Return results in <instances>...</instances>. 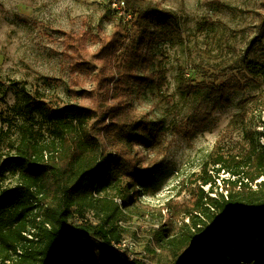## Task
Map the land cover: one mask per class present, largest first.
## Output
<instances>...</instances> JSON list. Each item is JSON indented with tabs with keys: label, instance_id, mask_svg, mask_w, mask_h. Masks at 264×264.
Listing matches in <instances>:
<instances>
[{
	"label": "rangeland",
	"instance_id": "rangeland-1",
	"mask_svg": "<svg viewBox=\"0 0 264 264\" xmlns=\"http://www.w3.org/2000/svg\"><path fill=\"white\" fill-rule=\"evenodd\" d=\"M114 1L0 0V162L14 152L21 123L35 125L45 137L49 134L42 115L35 121L23 119L20 95L25 90L44 92L54 107L76 104L94 109L95 135L111 137L112 128H128V115H148L160 128L163 147L133 145L144 166L154 172L123 207L125 231L113 246L126 261L178 264L176 249L167 242L179 233L186 207L201 183L196 174L214 152L239 154L251 138L264 142V76L252 79L246 71L250 60L264 54V0H154L173 10L175 19H155L145 52L151 60L136 66L139 75L151 79L124 89L131 104L127 116L112 112L116 76L119 66L134 60L130 49L139 34L133 29L115 62L105 63L108 56L101 54L104 43L98 39L124 21ZM181 71L182 82L198 91L181 92ZM229 80L248 88L229 92L225 100L201 90ZM118 147L117 139L107 141L108 150ZM210 172L217 176L215 168ZM227 176L222 172L219 177V191ZM17 182L12 174L0 178V192Z\"/></svg>",
	"mask_w": 264,
	"mask_h": 264
},
{
	"label": "trees",
	"instance_id": "trees-1",
	"mask_svg": "<svg viewBox=\"0 0 264 264\" xmlns=\"http://www.w3.org/2000/svg\"><path fill=\"white\" fill-rule=\"evenodd\" d=\"M124 1L132 18L116 24L108 37L98 39L104 43L101 54H107L105 63L110 65L133 29L139 34L132 43V55L128 54L134 60L118 67L115 116H127L131 105L124 89L151 79L139 75L136 66L151 60L145 52L154 35L155 19H175L173 10L154 0ZM246 71L252 79L264 76V54L250 60ZM179 76L181 92L198 91L182 82L185 71ZM247 88L239 80H229L201 90L225 100L229 92ZM20 99L23 119L35 121L37 114L42 115L49 134L45 137L35 125L21 123L14 152L0 162V178L12 174L18 179L15 186L0 192V264H146L122 259L113 243L125 231L123 207L154 172L144 166L133 145L163 147L156 122L148 115H128V128H112L111 137L95 135L91 126L97 114L92 108L76 104L54 107L39 90H25ZM112 138L119 141L116 150L107 148ZM212 167L217 176L210 172ZM201 171L196 174L201 183L186 207L180 231L176 233L177 227L167 242L176 249L178 264H264L260 254L264 250V142L251 138L239 154L214 152ZM222 172L228 176L222 177L219 191Z\"/></svg>",
	"mask_w": 264,
	"mask_h": 264
},
{
	"label": "built area",
	"instance_id": "built-area-1",
	"mask_svg": "<svg viewBox=\"0 0 264 264\" xmlns=\"http://www.w3.org/2000/svg\"><path fill=\"white\" fill-rule=\"evenodd\" d=\"M113 5H114V7L117 10L118 15L121 16V18L124 21H127V20H129V19L132 18V13L127 9L124 0H115L114 3H113ZM120 257H122V259H124V257L122 256V254H121Z\"/></svg>",
	"mask_w": 264,
	"mask_h": 264
}]
</instances>
